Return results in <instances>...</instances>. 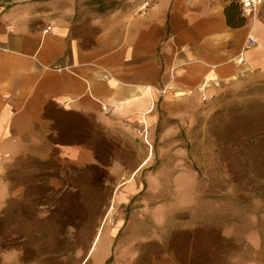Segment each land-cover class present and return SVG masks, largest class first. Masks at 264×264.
<instances>
[{
  "label": "rangeland",
  "instance_id": "374dc122",
  "mask_svg": "<svg viewBox=\"0 0 264 264\" xmlns=\"http://www.w3.org/2000/svg\"><path fill=\"white\" fill-rule=\"evenodd\" d=\"M70 1L74 33L88 45L97 18L147 8V0ZM200 99L186 114L159 111L151 130L54 109L52 143L82 145L92 159L53 147L44 159L6 165L0 263L264 264V100L255 84Z\"/></svg>",
  "mask_w": 264,
  "mask_h": 264
},
{
  "label": "crops",
  "instance_id": "0c3cea01",
  "mask_svg": "<svg viewBox=\"0 0 264 264\" xmlns=\"http://www.w3.org/2000/svg\"><path fill=\"white\" fill-rule=\"evenodd\" d=\"M69 1L0 8V210L15 159L53 147L92 159L82 145L52 143L54 109L151 130L159 111L186 114L227 85L255 84L264 100V0L247 19L237 0H147L142 12L97 18L90 45L74 33Z\"/></svg>",
  "mask_w": 264,
  "mask_h": 264
},
{
  "label": "built area",
  "instance_id": "2783aa9c",
  "mask_svg": "<svg viewBox=\"0 0 264 264\" xmlns=\"http://www.w3.org/2000/svg\"><path fill=\"white\" fill-rule=\"evenodd\" d=\"M239 7H240V15L241 17L247 19L252 17L258 7L262 4L263 0H237ZM148 4V2H145L142 7H145ZM253 43V39L250 38V44ZM209 96L203 95L202 99L205 100Z\"/></svg>",
  "mask_w": 264,
  "mask_h": 264
}]
</instances>
